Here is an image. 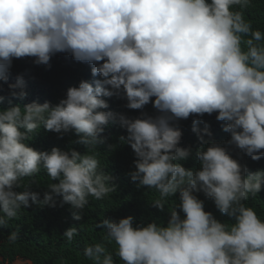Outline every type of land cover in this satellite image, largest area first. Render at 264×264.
Returning <instances> with one entry per match:
<instances>
[{"label":"clouds","instance_id":"1","mask_svg":"<svg viewBox=\"0 0 264 264\" xmlns=\"http://www.w3.org/2000/svg\"><path fill=\"white\" fill-rule=\"evenodd\" d=\"M234 6L253 4L0 0V81H9L15 60L48 65L57 53L91 65L93 76L70 86L56 104L9 101L0 108V228L32 204L56 207V197L80 220L90 197L115 193L114 177L102 170L97 150L112 123L125 131L119 140L135 156L127 175L137 188L154 190L152 206L161 213L167 208L166 218L137 221L128 215L97 224L107 229L104 239L114 242L122 264H264V218L248 204L264 191V167L250 171L241 162L244 156L264 158V32ZM8 88L21 100L28 95L22 75ZM112 98L125 100L139 115L110 110ZM213 114L230 136L224 143L211 138L203 119ZM190 117L199 140L195 150L181 145L179 122ZM41 128L61 138L74 133L72 143L85 151L36 149L30 142ZM190 158L198 166H186ZM41 171L49 181L42 199L32 187H39ZM207 201L227 219L207 210ZM78 233L72 226L63 236L71 242ZM7 238L15 242L19 228ZM84 256L116 264L99 243L86 246Z\"/></svg>","mask_w":264,"mask_h":264},{"label":"trees","instance_id":"2","mask_svg":"<svg viewBox=\"0 0 264 264\" xmlns=\"http://www.w3.org/2000/svg\"><path fill=\"white\" fill-rule=\"evenodd\" d=\"M252 4V7L243 9L240 6L234 7L245 12L246 18L252 21L253 29L259 28L264 32V0H252ZM83 64H79L67 53H57L48 65H37L28 58L15 60L9 81L7 83L0 81V96L4 97V100L0 102V108L9 106V101L13 104L32 101L58 103L66 95L70 86H78L83 79L90 81L93 79L92 66L87 63ZM21 75L28 93L23 100L13 97L8 88V84L15 83L17 77ZM125 105L126 101L123 99L112 98L110 100V110L123 112L129 116L139 115L140 110H129ZM145 110L150 113L154 111L151 104L146 106ZM203 119L210 123L211 138L216 142L224 143L230 138L228 133L222 131L221 122L215 119V114L205 115ZM192 122V117L179 122L183 129L181 145L185 147L191 145L195 150L199 146V140L191 130ZM124 134L125 131L118 124L110 123L102 133L107 137V142L97 146V150L101 153V168L114 177V183L117 185L116 192L101 200H94L90 197L89 204L85 209L80 210L82 211L80 220L74 219L73 213L77 210L72 209L71 205L61 206L62 197H56V207H40L32 204L31 207L23 210L17 220L10 222V227L0 228V264H13L17 260L30 261L32 264H95L93 260L84 256V249L88 245L97 243L103 245L106 252L113 255L116 264H122L115 256L114 242L109 243L104 239L107 229L97 227V224L103 219L119 220L128 215H134L137 221L141 219L147 221L156 217L166 218L167 208L161 213L151 204V199L156 195L154 190L137 188L127 175L134 168L135 156L129 146L120 142L119 137ZM77 139L74 133H66L61 138L59 134L47 132L41 128L30 143L38 150H51L54 146L67 150L71 146L84 152L85 147L82 144L72 143ZM109 144L116 145L115 149L109 150ZM233 155L239 156V150H234ZM241 162L246 163L250 171L264 167V158L260 161H253L250 157L244 156ZM186 166H198V162L190 158ZM36 178L40 181L39 187L36 185L32 187L33 190L41 193L42 199L46 183L49 182L48 177L45 172L41 171ZM248 204L264 218V191L257 194L255 198H250ZM206 208L213 211L217 218L227 219L220 216L211 201L206 202ZM72 226H76L79 233L70 242L63 236V233ZM16 228H19V238L15 242H9L8 234Z\"/></svg>","mask_w":264,"mask_h":264},{"label":"rangeland","instance_id":"3","mask_svg":"<svg viewBox=\"0 0 264 264\" xmlns=\"http://www.w3.org/2000/svg\"><path fill=\"white\" fill-rule=\"evenodd\" d=\"M13 264H32L30 261L17 260Z\"/></svg>","mask_w":264,"mask_h":264}]
</instances>
